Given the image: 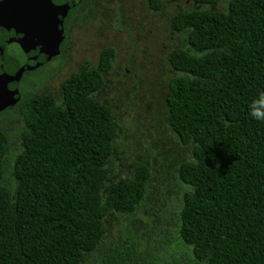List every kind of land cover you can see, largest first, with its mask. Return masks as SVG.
Wrapping results in <instances>:
<instances>
[{
    "label": "trees",
    "instance_id": "1",
    "mask_svg": "<svg viewBox=\"0 0 264 264\" xmlns=\"http://www.w3.org/2000/svg\"><path fill=\"white\" fill-rule=\"evenodd\" d=\"M51 1L68 6L64 53L79 7L92 0ZM144 2L164 10V0ZM223 2L225 11L207 9ZM170 31L184 47L168 55L167 123L190 156L176 168L183 191L170 239L141 225L89 263L107 216L137 222L152 178L150 165L133 162L130 177L111 181L121 128L97 99L116 61L106 47L97 66L85 61L61 83L59 97L21 89L0 112L13 113L0 124V264H264V121L250 115L254 100L264 111V0H193ZM18 36L0 28L1 63H11L7 46ZM20 117L14 152L4 126Z\"/></svg>",
    "mask_w": 264,
    "mask_h": 264
},
{
    "label": "rangeland",
    "instance_id": "2",
    "mask_svg": "<svg viewBox=\"0 0 264 264\" xmlns=\"http://www.w3.org/2000/svg\"><path fill=\"white\" fill-rule=\"evenodd\" d=\"M188 3L193 6V0L177 3L164 0V10L156 13L144 0H92L89 5L79 7L65 52L61 53L60 49L65 39L64 31H59V44L52 58L45 59L47 63L42 66L33 63L23 72L20 86L24 91L59 97L62 81L76 73L83 62L88 61L95 67L102 49H116L114 69L106 76V84L97 95L100 102L111 108L121 128L114 143L111 181L130 177L133 162L150 165L152 178L135 215L137 222L124 215L107 216L105 238L97 253L89 256V263L104 254L108 247L120 243L122 237L143 228L141 225L148 224L153 231L159 228L164 239H170L173 211L179 207L183 191L176 168L182 161L190 160L189 148L179 143L167 123L165 96L169 80L175 75L168 63V55L172 50L184 47L181 38L170 31V20ZM226 8L227 3L223 2L207 9L225 11ZM65 9L55 8L50 0L0 1V27L9 24L25 37L34 38L38 30L52 26ZM7 52L10 59H20L24 64L19 45L8 48ZM12 114L0 116V124ZM22 121L20 117L4 126L15 134L11 138L14 152L17 151L19 139L16 134ZM140 236V251L143 252L147 235ZM170 242L173 245V239ZM164 246V243L158 248L153 246V250L163 251Z\"/></svg>",
    "mask_w": 264,
    "mask_h": 264
},
{
    "label": "crops",
    "instance_id": "3",
    "mask_svg": "<svg viewBox=\"0 0 264 264\" xmlns=\"http://www.w3.org/2000/svg\"><path fill=\"white\" fill-rule=\"evenodd\" d=\"M61 15H62L61 13L58 14V17L56 18L55 22H52V26L43 30L42 29L38 30L34 38L25 37L23 33H21L19 30L11 29L12 26H10L9 24H7L6 27H0V28H4L6 30H13L19 33L20 38L18 39L16 45L21 46L20 48L22 51H27L25 49L33 50L36 48H40L43 55L49 58L54 54L55 49H57L56 46L57 44H59L57 42H58V32L61 29V25H60ZM16 86L11 85L10 81L8 82L7 77H2V76L0 77V105L3 107L6 106V109L10 106L13 100L19 98L18 101H20L21 99L19 90L14 89ZM16 92L18 95L15 94Z\"/></svg>",
    "mask_w": 264,
    "mask_h": 264
},
{
    "label": "flooded vegetation",
    "instance_id": "4",
    "mask_svg": "<svg viewBox=\"0 0 264 264\" xmlns=\"http://www.w3.org/2000/svg\"><path fill=\"white\" fill-rule=\"evenodd\" d=\"M190 7H191V4L188 3V5H187L186 8H190ZM62 27H63V25H61L60 31H64V29H62ZM7 31H11V30H7ZM63 36H64V33H63ZM19 38L20 37L18 36L16 39L9 40V43H8V46L7 47L8 48H13L14 46H16V43H17V41H18ZM32 52H35V54L32 55V56H28L29 54L24 55L25 56V58L23 57L24 64H21L20 59H14V58H12V59L9 58L7 61H11V63L10 64H5V63H1V61H3V60L6 61V59L3 57L4 56V49H3V47L0 50V77L1 76L2 77L7 76L8 80L9 81H12L10 83L11 85H15L16 86L19 83L18 84L19 87L16 86L14 89L19 90L20 95H21V98H22V91H20V90L21 89L23 90V88L20 87V83H21V81L23 79V75H24L23 72H24V70H26V68L28 66H33V63H34V65L36 63V64H40L41 66L47 63V62H45V59H47V57L45 55H43V53L41 52V49L40 48H36ZM6 53L8 55V52H6ZM42 57H45V59H44L43 62L40 61ZM52 60H49V62L52 61ZM25 66H26V68H24ZM18 75H20V77H19L20 80L17 81L15 77L18 76Z\"/></svg>",
    "mask_w": 264,
    "mask_h": 264
},
{
    "label": "water",
    "instance_id": "5",
    "mask_svg": "<svg viewBox=\"0 0 264 264\" xmlns=\"http://www.w3.org/2000/svg\"><path fill=\"white\" fill-rule=\"evenodd\" d=\"M9 1V0H8ZM7 1V2H8ZM51 1V0H50ZM4 3H6V2H4ZM51 3H52V1H51ZM53 4V3H52ZM53 6L55 7V8H61V7H57V6H55L54 4H53ZM62 7H66V9H65V12L64 13H61L62 15H61V20H60V25H63L62 24V21H63V19L66 17V15H67V13H68V6H62ZM4 29V28H3ZM11 31H13V30H11ZM16 32V31H15ZM21 47V46H20ZM25 50H27V51H22L23 52V57L25 58V56L24 55H27V54H29L30 52H32L33 50H29V49H25ZM50 59L52 58V57H49ZM5 77H7V76H5ZM16 78V80L18 81L19 79L17 78V76L15 77ZM8 79V78H7ZM8 82H9V80H8ZM10 82H12V81H10ZM16 95H18L17 94V92L15 93ZM18 100H19V98H16L15 100H13L12 102H11V104H10V106L8 107V108H11V107H13L14 105H16L17 103H18ZM7 108V109H8ZM6 109V106H1L0 105V112L1 111H3V110H5Z\"/></svg>",
    "mask_w": 264,
    "mask_h": 264
},
{
    "label": "clouds",
    "instance_id": "6",
    "mask_svg": "<svg viewBox=\"0 0 264 264\" xmlns=\"http://www.w3.org/2000/svg\"><path fill=\"white\" fill-rule=\"evenodd\" d=\"M260 97H264V93H261ZM256 104H257V100H254L250 105L251 108L250 115L258 121H264V111L258 110Z\"/></svg>",
    "mask_w": 264,
    "mask_h": 264
}]
</instances>
